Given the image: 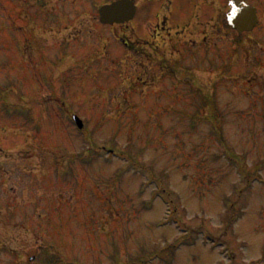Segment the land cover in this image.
<instances>
[{
  "label": "rangeland",
  "instance_id": "374dc122",
  "mask_svg": "<svg viewBox=\"0 0 264 264\" xmlns=\"http://www.w3.org/2000/svg\"><path fill=\"white\" fill-rule=\"evenodd\" d=\"M26 1L0 0V264H264V0L247 36L227 0L110 29L112 0ZM149 39L158 73L123 47Z\"/></svg>",
  "mask_w": 264,
  "mask_h": 264
},
{
  "label": "water",
  "instance_id": "95a60500",
  "mask_svg": "<svg viewBox=\"0 0 264 264\" xmlns=\"http://www.w3.org/2000/svg\"><path fill=\"white\" fill-rule=\"evenodd\" d=\"M231 11L228 14V23L239 34L251 32L258 23L256 10L237 0H231ZM101 22L106 25H123L130 22L136 13L135 5L130 0H121L100 10ZM79 128L82 123L75 118Z\"/></svg>",
  "mask_w": 264,
  "mask_h": 264
},
{
  "label": "flooded vegetation",
  "instance_id": "af4514ba",
  "mask_svg": "<svg viewBox=\"0 0 264 264\" xmlns=\"http://www.w3.org/2000/svg\"><path fill=\"white\" fill-rule=\"evenodd\" d=\"M45 2H46V0H27L23 5H21V7L23 6L25 9V6H26L29 8V10H32L33 8H36L39 5L43 6V3H45ZM165 24H166V22H164V21L161 23V26L158 27L159 32L161 30H163L162 26H165ZM153 44H155V43H153ZM148 49H150L147 52L148 53V55H147L148 61L150 62V64L152 66H154V64H157V66L159 67L160 63L162 64V62H164V59H163L164 58V51L161 50V47H159L157 45H153V46L149 47Z\"/></svg>",
  "mask_w": 264,
  "mask_h": 264
}]
</instances>
